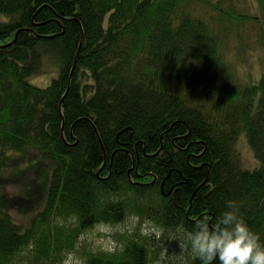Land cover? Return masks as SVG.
I'll use <instances>...</instances> for the list:
<instances>
[{"label":"trees","instance_id":"obj_1","mask_svg":"<svg viewBox=\"0 0 264 264\" xmlns=\"http://www.w3.org/2000/svg\"><path fill=\"white\" fill-rule=\"evenodd\" d=\"M242 2L0 0V264H58L99 224L123 228L119 246L83 264H156L171 246L140 230L146 217L179 241L177 264H201L185 233L228 199L264 241V73L241 82L228 59L259 22ZM242 131L253 169L233 147ZM35 158L52 168L22 225L2 169Z\"/></svg>","mask_w":264,"mask_h":264},{"label":"rangeland","instance_id":"obj_2","mask_svg":"<svg viewBox=\"0 0 264 264\" xmlns=\"http://www.w3.org/2000/svg\"><path fill=\"white\" fill-rule=\"evenodd\" d=\"M242 3L245 5L243 6L245 11L257 16L259 22L248 21L240 28L241 37H236L234 34L231 36V50L228 59L232 61L241 82H256L264 73V44L260 41L261 35L264 34V22L258 9L257 0H243ZM237 47H240L241 53L239 56L236 50ZM31 81L38 83V81H44V78L42 76H39L38 79L32 77ZM233 147L235 151L237 149L239 152L241 168L253 169L259 165V161L253 155L247 142L244 131L237 135ZM51 168L52 164L49 161L44 162L35 158L32 160L24 159V161L14 166L2 169V174L6 179L4 183L6 191L9 199L11 198L9 214L15 222L27 225L31 216L42 209ZM47 175L48 179L46 180ZM122 229V227L107 224L94 225L80 235V242L76 243L71 251L75 252L83 261L87 249L113 250L119 246L120 241L116 237V232ZM169 234L167 238H164L166 236L161 231L159 235H156V238H161L165 242L164 246L166 244L171 246L169 249L166 248V250L163 248L159 264H177L181 254L180 248H177L179 241L176 244L177 239L174 240V235ZM66 252H63V255ZM167 252L168 256H166ZM163 258L165 261H162ZM61 261L58 264H61Z\"/></svg>","mask_w":264,"mask_h":264},{"label":"clouds","instance_id":"obj_3","mask_svg":"<svg viewBox=\"0 0 264 264\" xmlns=\"http://www.w3.org/2000/svg\"><path fill=\"white\" fill-rule=\"evenodd\" d=\"M225 208L214 222L203 215L194 221L192 229L185 233V245L193 258L201 264H264V241L253 231L240 214L239 204L228 199ZM138 217L130 216L125 227L132 231ZM141 231L146 234L159 235V228L150 218H145ZM61 264H83L81 258L73 251H67ZM159 264V261H157Z\"/></svg>","mask_w":264,"mask_h":264}]
</instances>
